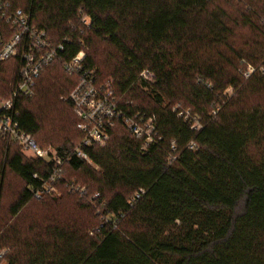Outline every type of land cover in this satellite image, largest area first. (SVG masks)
<instances>
[{
  "label": "trees",
  "instance_id": "obj_1",
  "mask_svg": "<svg viewBox=\"0 0 264 264\" xmlns=\"http://www.w3.org/2000/svg\"><path fill=\"white\" fill-rule=\"evenodd\" d=\"M230 1L9 0L52 46L64 44V60L88 48L82 68L99 85L108 84L90 50L97 41L114 48V96L129 97L131 104L118 101L128 114L154 116L162 142L144 152L142 141L118 123L107 145L88 149L92 165L72 156L65 179L68 171L86 174L96 187L87 186L89 197L100 196L93 204L62 187L61 196L36 199L31 188L40 180L34 176L47 177L48 166L0 137V254L10 249L8 264H264V0H233L242 6L236 19L228 13ZM14 32L0 17L2 42ZM249 66L254 73L246 78ZM19 69L18 59L0 65V97H11ZM144 71L154 74L153 83L140 77ZM79 80L59 60L44 70L35 95L15 103L26 138L43 148L47 98L68 97ZM229 89L232 95L225 94ZM65 105L75 141L54 146L61 154L72 153L83 138L77 113ZM176 105L190 109L202 129L192 130ZM172 146L178 160L169 164ZM7 171L23 188L4 217ZM66 197L78 216L38 218L25 230L20 219L34 201L57 206ZM84 210L96 225L101 220L96 230L83 225Z\"/></svg>",
  "mask_w": 264,
  "mask_h": 264
},
{
  "label": "built area",
  "instance_id": "obj_2",
  "mask_svg": "<svg viewBox=\"0 0 264 264\" xmlns=\"http://www.w3.org/2000/svg\"><path fill=\"white\" fill-rule=\"evenodd\" d=\"M0 17L15 31L13 37L6 43H3L0 38L2 45L0 65L12 59L20 61L19 82L16 88L9 99L0 97V137L9 142L18 143L23 147L24 152L31 154L34 159L42 161L48 166L50 172L47 177L34 176L40 180L38 189L31 188L36 199L40 200L46 195L61 196V187H64L68 193L76 195L80 199H88L90 203L95 204L100 197L99 194L90 198L86 188L65 179L66 166L70 163L72 156L92 165L88 149L107 145L118 123L126 128L133 137L142 141L144 152L154 147H160L162 137L157 129L156 118L141 113L130 115L125 112L114 96L111 85H99L93 72L83 70L85 51H81L71 60H64L60 56V53L64 51V44L52 46L46 32L32 27L29 15L23 10H12L9 0H0ZM82 21L86 24L88 19L84 17ZM57 60L62 63L66 73L80 76L78 84L66 98V102L71 104L79 117L77 129L83 138L72 153L66 154H61L56 148L43 149L33 138H26L15 117L16 101L19 98L33 97L42 73ZM252 73H254V69L249 66L245 77L249 78ZM140 77L146 81L155 79L154 74L149 71H144ZM178 108H175V111ZM178 116L183 117L192 130L200 131L202 129L200 119L192 117L189 111L180 112ZM195 148V144L190 145L191 150ZM175 152V146L166 151L169 164L178 160ZM143 194L144 191L140 190L135 195L134 201L140 199ZM105 206L106 204L103 202L97 215Z\"/></svg>",
  "mask_w": 264,
  "mask_h": 264
},
{
  "label": "rangeland",
  "instance_id": "obj_3",
  "mask_svg": "<svg viewBox=\"0 0 264 264\" xmlns=\"http://www.w3.org/2000/svg\"><path fill=\"white\" fill-rule=\"evenodd\" d=\"M220 2L223 0H219ZM226 5V4H225ZM228 13L233 19H236L238 17V13L242 11V6L238 5L235 1L231 0L229 3V6L227 7ZM84 19V15L82 17ZM90 21L88 20L86 22V26H89ZM243 33L246 35L248 34L247 30H243ZM94 52L96 55L95 57L98 59L99 62V69L101 73L103 74V80L104 84H115L114 79L109 76L112 72H115L117 68V64L119 62V56L114 48L109 46L105 41H97L94 48L90 50ZM89 52V49H86V54ZM57 69H60L59 66ZM3 75L0 74V81H3ZM144 80V79H143ZM150 83H153V81H148ZM5 86V84H4ZM146 93H151L150 88L145 87ZM225 94H233V90L229 89L225 92ZM66 96H60L59 94H51L47 98L46 103V109H45V115L44 117V124L40 138L41 142L40 145L43 147V149H49V148H55L54 146L60 145L64 140L70 139L75 141V132L74 127L71 121L70 112L65 105L66 103ZM129 98V97H128ZM126 98V96L121 95L118 96V101L126 102V104H131V101ZM182 107V105H176L175 108ZM183 108V107H182ZM185 110V108H183ZM185 111H190V109H186ZM47 134L49 135L48 141H46V138L44 136ZM3 139V138H1ZM4 140V139H3ZM9 142V141H7ZM10 143V142H9ZM8 143V144H9ZM20 152L22 155L29 160H36L32 157L31 154L24 152L23 147L18 145ZM68 177L69 182H79L77 183L83 188L87 189V186H90L93 189H96L94 183L84 174L83 172H73L68 171ZM23 188V182L14 174L7 171L6 175V184H5V193L3 198V216H7V212L9 209V206L14 202L18 192ZM64 189V187H62ZM88 190V189H87ZM61 194L64 192V190L60 191ZM70 195V194H69ZM72 196V195H71ZM74 197V196H73ZM56 198V197H54ZM43 200H41L42 202ZM46 201V200H45ZM41 202L34 201L28 209L24 211L22 214V217L20 219V222L24 226H26L25 230L33 224L35 220L38 218L46 217L51 218L53 215H58L62 217L63 219L71 218V216H78L76 213L79 211H76L77 209L74 208V200L72 198H64L62 202L57 204V206H48L47 204H41ZM82 214L81 220L83 225H88L89 227H92L95 225V227L91 230L94 231L101 223V220L98 221V225L95 224L92 214L88 210L81 211ZM91 233L90 235H92ZM10 252V249H5L1 252L0 257V264H8V260L5 259V255H7Z\"/></svg>",
  "mask_w": 264,
  "mask_h": 264
}]
</instances>
